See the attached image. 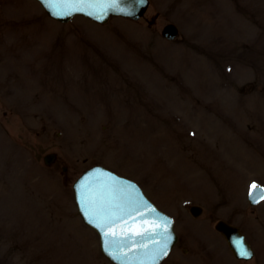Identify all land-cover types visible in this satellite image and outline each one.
I'll list each match as a JSON object with an SVG mask.
<instances>
[{"label": "rangeland", "instance_id": "obj_1", "mask_svg": "<svg viewBox=\"0 0 264 264\" xmlns=\"http://www.w3.org/2000/svg\"><path fill=\"white\" fill-rule=\"evenodd\" d=\"M93 165L174 219L162 264H264V201H247L264 187V0H150L141 20L106 25L0 0V264H111L73 199ZM218 220L241 229L251 261Z\"/></svg>", "mask_w": 264, "mask_h": 264}, {"label": "water", "instance_id": "obj_2", "mask_svg": "<svg viewBox=\"0 0 264 264\" xmlns=\"http://www.w3.org/2000/svg\"><path fill=\"white\" fill-rule=\"evenodd\" d=\"M37 1L45 9L47 15L58 22L67 23L73 17L80 15L99 24L107 23L110 17H123L137 21L143 17L149 3L148 0ZM177 35L178 30L172 24L166 25L162 30V37L167 40L171 41ZM54 159V155H47L44 158L45 164L50 165ZM73 194L82 221L99 235L101 253L114 264H160L177 242V236L173 231V220L160 212L146 198L136 183L119 177L102 166H94L86 170L73 184ZM102 198L105 202L111 200L114 203L128 200L139 209L133 216L127 217L126 222L120 221L114 226V231L117 234L116 238L129 237V240H125L119 246H109V241L114 238L112 236L106 237L103 234L105 230H108L107 225L97 226L98 223H101L100 217L108 215L109 211H115V209H109L107 205L104 209H101ZM263 198L264 189L262 188L252 189L249 194V201L253 206ZM85 201H87V205ZM189 211L194 217L201 214V209L197 206L190 207ZM88 212L95 213L92 219H95L96 223L90 222ZM162 221L170 222L167 225V233L158 234L147 239L133 235L138 230L159 232L160 230L155 229L154 225L160 224L162 228ZM215 229L223 235L235 258L239 260H250L252 258V249L239 229L224 221H219ZM166 237H169L166 251H161L164 248ZM133 240L134 243L131 242ZM242 251H246L248 254L246 256L242 255Z\"/></svg>", "mask_w": 264, "mask_h": 264}, {"label": "snow or ice", "instance_id": "obj_3", "mask_svg": "<svg viewBox=\"0 0 264 264\" xmlns=\"http://www.w3.org/2000/svg\"><path fill=\"white\" fill-rule=\"evenodd\" d=\"M252 187H253V189H255V187H256L255 184H253ZM93 203H95V201H93ZM85 204L87 205V201H85ZM105 205H107V207L109 209H115V211H109L108 215L100 217L99 219H100L101 223H98L97 226L98 227H102L103 225H107L108 226V230H105L103 234L106 237L107 236H112L114 238L113 240L109 241V246L110 247L119 246L125 240H129V237L124 236L122 238H116L117 234L114 231V226L116 224H118L120 221H125L126 222L127 221V217L133 216L134 213L136 211H138L139 209L131 201H128V200H125V201L120 202V203H114L111 200H108V201L105 202L103 200V198H102L101 204H100L101 209H104ZM152 211H154V210H152ZM87 214L90 217V222L96 223V220L92 219V217L95 215V213L94 212H88ZM162 223H163V227L162 228H161L160 224H155L154 225L155 229H159L160 230L159 232L152 231V230L147 231V232H145L143 230H138V231L134 232L133 235L134 236H139V237H141L143 239H147V238L155 237L158 234L167 233V231H168L167 225L170 222L162 221ZM125 231H127V229H125ZM168 239H169V237L165 238V245H164V248L161 249V251H166L167 240ZM131 242L134 243L135 241L133 240ZM141 246L143 247L144 245H141ZM241 254L246 256L248 253L246 251H242Z\"/></svg>", "mask_w": 264, "mask_h": 264}, {"label": "bare ground", "instance_id": "obj_4", "mask_svg": "<svg viewBox=\"0 0 264 264\" xmlns=\"http://www.w3.org/2000/svg\"><path fill=\"white\" fill-rule=\"evenodd\" d=\"M10 178L13 179L14 176H11ZM9 182H10V185H9V186H10L11 188H13L12 185H13L14 182H13V183H12V181H9ZM11 183H12V184H11ZM37 211H38V207H37V206H36V207H35V206H32L30 213H31V212H37ZM39 211H40V210H39ZM39 211H38V212H39Z\"/></svg>", "mask_w": 264, "mask_h": 264}]
</instances>
